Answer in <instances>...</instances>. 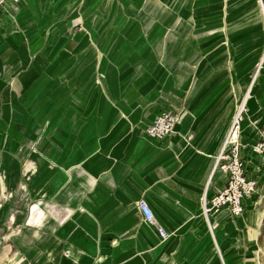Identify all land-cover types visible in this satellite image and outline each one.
<instances>
[{"label":"crops","instance_id":"1","mask_svg":"<svg viewBox=\"0 0 264 264\" xmlns=\"http://www.w3.org/2000/svg\"><path fill=\"white\" fill-rule=\"evenodd\" d=\"M60 1L0 5V264H210L214 235L239 248L251 231L248 241L256 247L257 264H262L264 191L246 198L239 216L226 207L212 213L213 232L200 203L218 154L212 151L236 111L233 100H242L250 88L243 151L248 173L259 179V190L262 186L264 156L254 154L251 147L260 133L250 124V119L264 120V65L255 69L264 56L258 0H216L219 10L213 14L221 15L208 33L222 39L212 36L207 44L222 43L224 38L227 42L210 53L211 64L202 60L194 69L191 60L187 73L176 67L170 74L162 64L174 55L175 65H181L177 55L182 51L177 46L169 49L161 39L154 48L156 58L147 61L150 68L136 70L134 79L140 86L158 79L165 91L159 90L153 100L141 94L95 95L91 119L86 106L77 105L86 99L64 95V76L77 57L92 51L86 52L91 40L100 38L99 26L93 23L99 15H89L97 0L82 4L84 24L76 12L71 14L70 0ZM167 7V0L147 1L142 16L152 24L148 37L165 39L166 22L183 21ZM197 17L191 14L184 20L189 29ZM53 38L57 39L53 46H46L45 41ZM93 47L97 51V44ZM221 50L231 52V68L229 59L225 66H217L214 58ZM74 67L81 68L79 61ZM159 68L158 76L154 72ZM60 71L62 82L57 79ZM251 71L255 77L248 79ZM166 109L180 114L176 132L151 138L147 126ZM45 116L46 137L39 140L42 131L37 127ZM219 125V134L211 139ZM27 134L37 140V148L22 160L10 151L22 145ZM225 180L224 173H215L208 194ZM139 198L153 207L169 232L166 239L144 220ZM262 240L264 244V235Z\"/></svg>","mask_w":264,"mask_h":264},{"label":"rangeland","instance_id":"2","mask_svg":"<svg viewBox=\"0 0 264 264\" xmlns=\"http://www.w3.org/2000/svg\"><path fill=\"white\" fill-rule=\"evenodd\" d=\"M64 0H61L60 3L63 4ZM69 1V0H65ZM86 0H70V6L72 8V13L76 12L77 18H85V14L81 10V6L85 3ZM97 0L96 4L92 6L89 15L95 16L99 15V19L93 23L99 26L100 38L95 40L94 38L91 40L92 43L87 48L85 55H81L77 57L75 62L79 61L81 64V68L74 67L72 62L71 71L69 74L64 76V82L67 85V89L65 91V96H71L72 100H84V103H77V105L86 106L85 112L86 117L91 119L92 113L94 111V106L96 105L94 101L95 95L99 94H109V95H146L147 98L153 100L159 94V90L165 91V86L159 87V80L155 81H145L144 86L138 85L134 76L136 70L142 71V68H150L147 61H153L156 58V54L154 53L155 45L158 41H164L169 49L172 47H180L182 54L177 55L178 59L182 58V64L175 65L174 55H170L167 62L162 64L163 68L166 65L168 70H170V74H174V68L177 67L178 70L182 69L183 73H187L188 68L187 65L192 64L190 62L193 60L194 69H196L198 62L206 59L210 61L214 56L210 54L214 51L215 47L219 46V43H209V39L213 37H217L222 39L218 34H210L208 31L211 27L216 25L217 18L221 15V13H214V11L219 10V8L215 5L216 0H167V8L169 6L172 8L173 12H177L181 15V19L183 20L181 23H175L172 21L166 22V35L167 38H150L148 37L149 27L152 24H148L143 21V10L146 8V3L148 0ZM174 6H176V11H174ZM133 8L134 11H133ZM199 11L195 13L196 11ZM191 14H197V20L194 24V27L189 29V23L184 20L189 19ZM130 19H127V18ZM134 18L131 19V18ZM83 18L80 19L81 23L84 24ZM131 20V21H130ZM136 20V21H135ZM156 24V23H155ZM217 24H220V22ZM218 26H216L217 28ZM222 28V27H221ZM135 30H139V32L134 33ZM142 30L145 32V36L142 35ZM182 32V36L181 35ZM173 34H177L178 37H172ZM136 35L135 37H132ZM226 37V36H225ZM57 41L56 38H53V41L46 40V46H53V43ZM227 39L224 38L222 43H226ZM229 42V41H228ZM97 44V51L93 50V46ZM92 48V49H91ZM137 49H143L141 53H137ZM136 51V54H135ZM210 56V57H209ZM229 61V68L232 66V54L228 53L226 50H221L214 58L217 66H225L226 61ZM264 65L263 58L258 62V65L255 66V69L258 70ZM158 66V65H157ZM159 67H161L159 65ZM222 67V66H221ZM160 69H156L154 72L155 75L161 73ZM255 70V71H256ZM143 72V71H142ZM231 72V70H230ZM253 71H251L252 73ZM66 73V72H65ZM159 73V74H158ZM256 73V72H255ZM255 73H252V77L247 76L248 79L254 78ZM59 77V79H58ZM153 77H150V79ZM57 79L61 82L63 81V72L60 71ZM104 83H97L102 82ZM259 81V78L257 79ZM147 82V84H146ZM232 82V75H231ZM51 89V88H50ZM251 95V88L248 90L247 98ZM63 98L57 99L54 103V107L58 106L62 103ZM71 100V99H70ZM245 100V95L242 100H233L234 109L237 108L242 101ZM71 103L70 105H72ZM98 105V104H97ZM53 111V110H52ZM51 111V114H52ZM231 114H233V109ZM231 116V115H230ZM47 117L45 116L43 119L39 120L37 129L42 131L41 136L38 138L39 140H45L46 137V121ZM231 125V124H230ZM219 129L215 132V135H212V138H215L222 126L219 125ZM226 129L228 130L226 134L221 137V139L216 144V149L212 151L215 155L219 153L220 148L223 146V142L230 130L229 126V118L226 122ZM190 135V134H189ZM19 146V147H18ZM37 148V140L31 139L30 135H24L22 139V145H17V148L13 149L10 152L18 153L22 156V160H26L31 157L30 149L36 150ZM250 150L248 151V153ZM19 157V156H18ZM247 160L250 162L249 167L251 166V157L247 155ZM260 190L257 193H263L264 191V177L262 179V186H260ZM13 200H11L12 202ZM262 204L264 205V197L262 200ZM249 233H254L253 231ZM247 232L243 241V247L235 248L234 243L231 242V245L228 242H223L217 240L216 235H214V255L212 256V260L210 264H257V261L254 256V248H256L251 241H248L252 235ZM259 241L264 250L263 244V235L262 232ZM249 234V235H248ZM240 249V251L235 252L234 250ZM260 251L261 262L264 264V251ZM200 253L199 256L200 257Z\"/></svg>","mask_w":264,"mask_h":264},{"label":"built area","instance_id":"3","mask_svg":"<svg viewBox=\"0 0 264 264\" xmlns=\"http://www.w3.org/2000/svg\"><path fill=\"white\" fill-rule=\"evenodd\" d=\"M7 1L18 2L19 0H0V5ZM264 28V0H258ZM264 60V56H263ZM247 97L236 108L233 115L230 130L223 142V146L216 155L210 179L200 197L202 214L208 222L210 230L216 224L210 221V215L218 212L222 208H228L233 216H239L245 211L244 197L251 195L259 186V179L248 173L245 165L243 140L244 121L249 115ZM180 122V114L176 110L166 109L161 111L154 120L147 126L146 132L151 138L163 139L176 132V127ZM250 124L258 129L259 138L252 144V150L264 156V120L250 119ZM236 134L234 137L233 135ZM192 137V134L188 138ZM222 172L226 175V180L219 189L212 195L208 194V187L214 174ZM137 205L140 208L144 220L154 226L160 237L164 240L169 236L168 230L159 221L155 211L148 200L139 198Z\"/></svg>","mask_w":264,"mask_h":264},{"label":"bare ground","instance_id":"4","mask_svg":"<svg viewBox=\"0 0 264 264\" xmlns=\"http://www.w3.org/2000/svg\"><path fill=\"white\" fill-rule=\"evenodd\" d=\"M180 118H181V117H180ZM233 136L235 137L236 134H234ZM253 153L256 154L257 156L262 157L261 154H259V153L256 152V151H253ZM245 165L247 166L246 162H245ZM258 190H259V189H256L251 195H248V196L244 197V200H245L246 198H250V197L254 196V195L258 192ZM260 217H261V216H260ZM260 217H259V218H260ZM258 221H259V220H258ZM260 222H261V221H260ZM257 223H258V222H257ZM258 227H259V226H258Z\"/></svg>","mask_w":264,"mask_h":264}]
</instances>
